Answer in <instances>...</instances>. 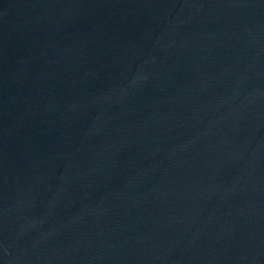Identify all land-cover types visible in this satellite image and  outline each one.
<instances>
[{"label": "water", "instance_id": "obj_1", "mask_svg": "<svg viewBox=\"0 0 264 264\" xmlns=\"http://www.w3.org/2000/svg\"><path fill=\"white\" fill-rule=\"evenodd\" d=\"M0 264H264V0H0Z\"/></svg>", "mask_w": 264, "mask_h": 264}]
</instances>
